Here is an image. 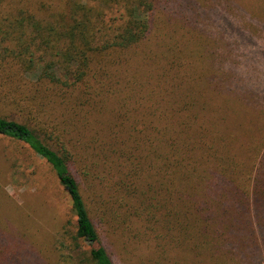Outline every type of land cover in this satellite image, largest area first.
Wrapping results in <instances>:
<instances>
[{
	"label": "rangeland",
	"instance_id": "1",
	"mask_svg": "<svg viewBox=\"0 0 264 264\" xmlns=\"http://www.w3.org/2000/svg\"><path fill=\"white\" fill-rule=\"evenodd\" d=\"M181 1L157 2L174 12L157 11L138 43L105 48L125 0H0V55L25 62L0 67V117L68 160L115 264H264V203L253 201L264 176V0H233L250 17H219L205 36L175 23ZM66 45L85 50L86 65L67 68L84 70L78 81L57 62ZM48 63L76 82L42 77ZM0 229L27 264L78 259L75 215L50 165L1 134Z\"/></svg>",
	"mask_w": 264,
	"mask_h": 264
},
{
	"label": "trees",
	"instance_id": "2",
	"mask_svg": "<svg viewBox=\"0 0 264 264\" xmlns=\"http://www.w3.org/2000/svg\"><path fill=\"white\" fill-rule=\"evenodd\" d=\"M157 2L161 0H125L123 3L126 6L125 9V19L123 22L116 27L111 29V36L102 43L105 48L111 46H127L130 44L138 43L140 40L144 39L152 30L154 24V16H156L157 11L169 12L168 9L164 10L162 7L157 6ZM179 6L178 13L175 14V23L186 31H196L199 35L205 36L209 32V27L213 24L219 17L224 20L226 26L232 25L234 19L243 16L250 17L249 13L240 5H238L233 0H182L178 2ZM188 8V9H187ZM173 10V9H172ZM189 10H191L189 12ZM173 11H170L168 15L172 16ZM174 17V16H173ZM24 20L19 22V30L24 27ZM41 26L38 23H34L32 28ZM43 29V28H42ZM78 38H84L82 32H78ZM97 35V34H96ZM95 35V37H96ZM91 42L94 40L92 34H90ZM84 42V41H83ZM87 43L90 42L89 39L86 40ZM83 44L84 48L93 49L95 46L91 44ZM63 50L61 60H58V64H62L60 69L63 71L64 75L70 74L74 80L78 81L83 77L84 70L74 69L73 73L68 71L67 68L70 66L71 61L78 62L83 66L86 60L85 50H81L80 54L70 53L66 47L61 48ZM12 58V59H11ZM19 61L24 64L22 57L18 55H13V57L6 55H0V67H9L12 64L19 65ZM18 62V63H14ZM20 63V64H21ZM58 69V67H56ZM52 65L48 63L47 65H41L40 74L42 77L49 79L50 82H60L62 85L73 84L76 81L67 82L59 79L58 74L54 71ZM19 72H22L20 70ZM233 75V71H230ZM14 74H17L13 70ZM0 134L5 135L26 143L36 154L43 156L47 163L50 165L54 174L56 175L60 185L69 197L71 209L75 215V235L70 243V249L73 251L74 263L72 264H115L113 258L107 251L106 247L102 244L100 235L89 215L87 206L85 204L84 198L80 192L79 184L71 172L68 160L56 150L51 148L46 144L39 135L27 127L25 124L18 122L14 119L0 117ZM261 170H264V150L261 154ZM264 174V173H263ZM262 174V175H263ZM219 179L226 183V178L223 174L217 173ZM261 184V185H260ZM255 186H259V189L255 190V193H260L261 196H254L253 201L263 206L264 203V176L259 179ZM258 219L256 222L259 224V232L264 231V212L260 211L256 213ZM250 222L247 223L249 228ZM4 233L0 229V264H24L26 260L23 257H14L12 246L9 245V241ZM258 250V245L256 246ZM240 248V247H239ZM261 249L263 250L264 247ZM241 250L244 252L251 253L252 256L256 254L255 247L247 246L242 242ZM17 253V252H15ZM70 256L64 254L61 255L60 264H64L70 261ZM254 259L255 264H263V260ZM13 260V261H12Z\"/></svg>",
	"mask_w": 264,
	"mask_h": 264
}]
</instances>
